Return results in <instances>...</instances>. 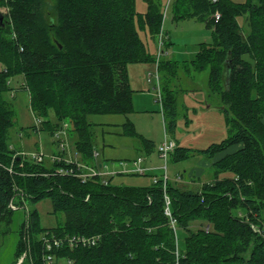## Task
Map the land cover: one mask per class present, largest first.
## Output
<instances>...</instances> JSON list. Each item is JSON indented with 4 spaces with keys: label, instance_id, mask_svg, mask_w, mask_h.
<instances>
[{
    "label": "trees",
    "instance_id": "1",
    "mask_svg": "<svg viewBox=\"0 0 264 264\" xmlns=\"http://www.w3.org/2000/svg\"><path fill=\"white\" fill-rule=\"evenodd\" d=\"M0 1L8 5L5 25L0 27L4 66L0 72V222H12V202L18 208L23 200L36 203L45 198L51 199L55 214L65 217L61 226L44 230L38 212H28L23 227L29 243L21 242L13 264H19L23 253L21 264H45L48 253L41 237L46 234L60 239L99 237L96 246L71 248L67 242L55 249L51 254L62 264H264V235L254 230L264 223V0L171 3L176 20L192 19L212 32L213 44H202L191 66L209 72V89L221 99L218 109L229 132L225 140L207 149L177 146L171 157L181 162L197 153L214 159L241 146L213 165L216 177L232 173L234 178L217 179L198 192L167 183L172 215L185 234L179 257L176 233L165 215L163 181L154 183L153 176L152 184L145 187L114 184L113 178L107 184L103 178L83 183L74 175L57 173L67 168L65 163L56 162L48 169L44 161L16 156L10 142L15 112L6 98L8 80L23 75L34 114L46 120L53 111L59 125L72 122L77 153L83 162L93 163L95 146L88 118L132 114L134 91L128 66L155 62L138 34L137 0ZM144 2L147 12L139 16V24L155 35L163 22L164 5L161 0ZM240 18L248 19V40L243 38ZM177 65L162 59L159 74L174 76ZM161 104L166 133H174L177 97L166 84ZM121 134L139 139L148 154L155 150V144L129 121L122 125ZM239 210L246 211L248 218L234 214ZM199 219L207 226L193 231L190 222Z\"/></svg>",
    "mask_w": 264,
    "mask_h": 264
},
{
    "label": "rangeland",
    "instance_id": "2",
    "mask_svg": "<svg viewBox=\"0 0 264 264\" xmlns=\"http://www.w3.org/2000/svg\"><path fill=\"white\" fill-rule=\"evenodd\" d=\"M49 1L54 3V0ZM161 1L164 5V18L159 32L155 35L151 34L149 30H143L139 24V16L147 12V4L144 0H137L136 4L138 34L155 62L128 66L130 85L134 91V112L128 116L92 115L88 118L91 125L92 140L96 147L95 150L100 154L99 160L104 161L107 165L106 169H108L103 172V179L113 178L114 180L117 176L114 184L132 187H142V185L149 184L151 180L148 176L141 177L132 176L134 174L120 173L110 177L108 172L131 171L137 167H142L147 170L145 174L147 175L150 170L145 166H148L152 159H159L156 149L164 142L166 135L169 139L174 140L179 148L193 150L207 149L211 144L220 143L229 136L225 115L218 109L222 105L221 99L218 95L211 94L209 89V72H197L191 66V62L196 60L200 52L201 45L213 44L212 32L204 24L192 19L176 20L171 4L173 0L171 2L170 0ZM231 1L245 3L247 0ZM0 4L4 5H0V13L6 15L8 13L7 3L0 1ZM239 22L243 26V38L248 40L251 35L248 19L240 18ZM160 51H163L164 54L161 53L162 56L159 62L162 59L177 61L178 71L174 76L164 74L162 77L159 74L160 82L158 86L156 62ZM3 69L4 67L0 63V72ZM8 84L9 91L6 98L12 103L15 112V125L10 131V142L15 149L16 156L33 159V157L41 154L44 166L48 169L54 167V164H56L54 158L57 156L67 160L75 159L80 164L91 168L97 166V164L87 165L90 163L83 162L81 156L77 153V148L74 145L77 136L74 133L72 122L66 120L63 125H59L53 111L49 113V118L46 120L40 114H34L23 75L12 77L8 80ZM164 84L175 92L178 108L177 129L174 133L169 130L168 134L164 126V117L159 99L160 91L163 93ZM44 121L45 123L50 122L46 125L43 124ZM127 121L134 124L138 134L154 141L156 145L155 153L148 156L143 150L139 139L121 136L122 124ZM56 129L57 131L53 134ZM60 145L66 147V154L63 156L61 155L63 152ZM136 158L143 160V164L141 162V165H135ZM205 159H207L205 155L195 153L181 162H175L170 156L167 165L161 158L159 163L163 172L165 166L167 167L169 182H172L171 179L175 176L174 172L185 176L186 181L190 170L196 168L201 173L208 170L205 169L208 159ZM168 166L170 172H168ZM221 178H234V174L224 173L221 174ZM181 179L178 180L177 177V181H181ZM21 206L16 207L13 211L11 223L8 224L7 221L0 222V264H13L16 250L21 242L23 243L24 240L29 243V240L26 239L27 233H25L23 227L28 212L34 210L38 212L40 226L44 230L55 229L65 221L64 215L55 214L53 203L49 198L41 199L36 203L23 200ZM234 214L242 219L248 218L247 212L244 210L236 211ZM190 226L193 231H197L199 228L206 227L207 224L199 219L192 220ZM254 230L264 235V223L261 229L254 227ZM184 239V232L178 228L176 241L181 249H184ZM21 256L20 261L25 258L24 253Z\"/></svg>",
    "mask_w": 264,
    "mask_h": 264
},
{
    "label": "built area",
    "instance_id": "3",
    "mask_svg": "<svg viewBox=\"0 0 264 264\" xmlns=\"http://www.w3.org/2000/svg\"><path fill=\"white\" fill-rule=\"evenodd\" d=\"M212 3L216 4L219 0H210ZM216 18L220 19V15L217 13L216 14ZM163 44V43H162ZM162 47V45H161ZM161 53L162 55L164 54L163 51H160L159 56H158V60L156 62L157 64V82H158V86H159V82H160V77H159V59L161 58ZM159 99H160V104L162 102V93L160 91L159 94ZM161 108H162V104H161ZM57 137H59V135H57ZM177 148L176 142L172 139L168 138V135L165 136V140L162 144L159 145V147L157 148V152L159 154V157L166 163V165L168 164V160L169 157L175 152ZM60 149L63 153H66V147L65 145H60ZM55 157V156H54ZM35 162H42L43 161V157L42 155H38L33 157L32 159ZM54 160L56 162L59 163H65V165H67V168H59L57 170V173L60 175H74L76 177H78L79 179L82 180L83 183L88 182L89 180L95 179V178H103V172L107 171L108 169L106 168H98L97 166L91 168L88 167L86 165L80 164L79 162H77L75 159H63L62 157H55ZM142 160L141 159H137L135 162V165L139 166L141 165ZM122 165V164H121ZM70 166H76L77 170H79V172H76L75 170L71 169ZM147 172V170L143 169L142 167H137L135 170H131V171H125L122 170L120 172H108V176H115L117 174H136V175H145ZM164 175H162L161 178H154L153 182L154 183H158L160 180L163 181L164 183V199H165V215L168 217L169 222H170V226L172 227V229L174 230L175 233H177V226H176V220L174 219L173 215H172V210H171V200L169 198V196L166 193V185L169 182L170 178L168 177V173H167V167L165 166L164 168ZM181 179V176H178V180ZM105 184L108 183V180H104ZM10 207L15 210L16 206L13 204V202L10 204ZM207 231H209V228H207ZM42 241L44 242L45 245V250L48 253L47 255H45L44 258V262L45 264H62V263H56L54 256L51 254L55 249H61L64 245H66L65 243H69L68 246H70L71 248H75V246H83V247H92V246H96L98 241H99V237H93L91 239L89 238H85L82 236H74V237H69L66 239H60V238H56L55 236H48V234L43 235L42 237ZM176 245H177V257H179V249H178V242L176 241ZM68 264H73L72 261H68ZM179 264V263H178Z\"/></svg>",
    "mask_w": 264,
    "mask_h": 264
},
{
    "label": "crops",
    "instance_id": "4",
    "mask_svg": "<svg viewBox=\"0 0 264 264\" xmlns=\"http://www.w3.org/2000/svg\"><path fill=\"white\" fill-rule=\"evenodd\" d=\"M165 59H167V58H165ZM164 60V59H163ZM4 67V66H3ZM132 88V87H131ZM209 109H211L210 107H208ZM123 125V124H122ZM164 126H165V122H164ZM141 135V134H140ZM121 136H123L122 134H121ZM143 136V135H142ZM124 137V136H123ZM144 138H146L145 136H143ZM128 138V137H127ZM147 139V138H146ZM149 140V139H148ZM150 141H152V140H150ZM153 143H154V141H152ZM155 144V143H154ZM155 147H156V145H155ZM96 148V147H95ZM241 148V146H236V147H233V148H231L230 150H228L227 152H225V153H222V154H220V155H217L214 159H205V160H207L206 162H207V164H206V167H205V169H208L205 173L204 172H202L201 173V171H199V170H196V168H194V169H192V170H190L189 171V173H188V175L187 174H185V175H187V179H186V181H185V176H183L182 174H180V173H176V172H174L175 174V176H173V178L171 179V181L172 182H170V184H172V185H174V186H177L179 189H181V190H189V191H193V192H198V191H200L201 189H202V187H203V185H205V184H209V183H213V182H215L217 179H225V178H221V175H220V178H218V177H216V172H215V170H214V168H213V165L217 162V161H219L220 159H222V158H224L227 154H232V153H234V152H237L239 149ZM95 150V149H94ZM146 152V151H145ZM156 152H157V149H156ZM153 153H155V150L153 151V152H151L150 154H148V152H146V154L148 155V156H151ZM157 155H158V152H157ZM158 157H159V155H158ZM99 158H100V154L98 153V151L97 150H95V159H94V163H90V164H87V165H94V164H97V167L98 168H106L107 167V165L105 164V162L103 161V162H101L100 160H99ZM137 160V158L135 159V161ZM160 157H159V159L158 158H156V159H152L151 161L152 162H150V164L148 165V166H145L147 169H149L150 171L147 173V175L146 176H148L149 178H150V180H151V177H153V176H155V177H157V178H160L162 175H163V170H161V168H162V166H161V164L159 163L160 161ZM95 161H96V163H95ZM143 161V160H142ZM202 162V161H201ZM200 162V163H201ZM142 164H143V162H142ZM168 172H170V168H169V166H168ZM185 173H187V172H185ZM120 176H122V175H120ZM134 176V175H133ZM146 176H142V177H146ZM178 176H181V181H177V177ZM116 178H117V176H116ZM115 178V179H116ZM204 178H206L205 180H202V179H204ZM114 179V180H115ZM114 183V182H113ZM152 184V181L150 182L149 181V184H147V185H142L143 187H145V186H150Z\"/></svg>",
    "mask_w": 264,
    "mask_h": 264
},
{
    "label": "water",
    "instance_id": "5",
    "mask_svg": "<svg viewBox=\"0 0 264 264\" xmlns=\"http://www.w3.org/2000/svg\"><path fill=\"white\" fill-rule=\"evenodd\" d=\"M4 15L2 14V13H0V27H4ZM229 69H231V66H230V68ZM23 262V259L20 261V263L19 264H21Z\"/></svg>",
    "mask_w": 264,
    "mask_h": 264
}]
</instances>
